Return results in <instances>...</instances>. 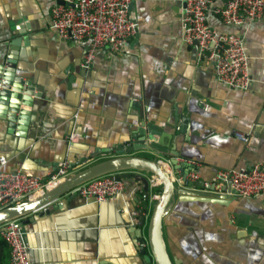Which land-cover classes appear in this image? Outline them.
<instances>
[{"label":"crops","instance_id":"crops-1","mask_svg":"<svg viewBox=\"0 0 264 264\" xmlns=\"http://www.w3.org/2000/svg\"><path fill=\"white\" fill-rule=\"evenodd\" d=\"M52 8V0H0V73L8 68V43L21 39L12 52L14 68L43 94L35 99L27 132L18 122L11 129L0 110V157L8 160L4 170L48 179L65 161L75 173L120 156L131 148L132 135L144 132L135 107L139 103L145 122L166 135L164 159L178 155L182 169L175 173L197 172L196 182L213 187L220 171L264 167V22L249 28L255 84L244 92L220 83L213 65L197 62L196 47L183 43L180 0H132L137 37L121 53L100 51L90 69L83 67L87 42L63 43L50 29ZM210 23L220 31L232 30L214 17ZM175 105L185 107L190 117L186 132L176 125ZM73 133L80 137L70 144ZM236 133L249 137V144ZM125 181L126 194L110 203L87 204L71 194L58 202L61 206H51L49 214L19 220L31 263L155 264L150 253L142 255L140 240L148 249L153 191L147 194L143 183ZM262 211L264 199H242L228 210L234 222L230 230L264 233ZM164 234L173 254L180 253L179 237L189 244L176 226H165ZM7 253L11 264L10 247L0 246V259Z\"/></svg>","mask_w":264,"mask_h":264},{"label":"built area","instance_id":"built-area-1","mask_svg":"<svg viewBox=\"0 0 264 264\" xmlns=\"http://www.w3.org/2000/svg\"><path fill=\"white\" fill-rule=\"evenodd\" d=\"M50 29L63 43L87 42L83 67L90 69L103 49L115 55L126 51L137 37L139 24L131 15L132 0H52ZM62 1L63 4H58ZM182 41L197 49V62L210 63L217 80L239 91H249L255 84L251 75L247 36L255 23L264 22V0H180ZM219 20L231 31L213 27L210 18ZM243 30V31H240ZM200 64V63H199ZM202 64V63H201ZM80 134L73 133L69 143L78 141ZM235 137L245 144L250 139L243 133ZM158 162L170 172L172 181L184 187L183 178L169 170V162L157 155ZM8 160L0 157V211L31 201L53 190L73 174L71 164L65 161L48 179L30 176L22 170H4ZM197 172L188 174V182H196ZM153 201L160 199L161 179H149ZM215 195H229L241 199H264V167H234L220 171ZM226 187L225 191L222 188ZM127 182L108 175L82 185L71 192L87 204L110 203L127 192ZM148 195H145L146 199ZM0 235L11 249V264H32L29 247L19 221L0 226Z\"/></svg>","mask_w":264,"mask_h":264},{"label":"water","instance_id":"water-1","mask_svg":"<svg viewBox=\"0 0 264 264\" xmlns=\"http://www.w3.org/2000/svg\"><path fill=\"white\" fill-rule=\"evenodd\" d=\"M57 3L63 4L62 1ZM20 43L21 39H12L8 43V68L2 71L5 72L4 75L0 73V110L6 112L2 118L9 121L11 129H14L18 122L22 126L21 130L28 131L35 99H42L43 94L40 90L36 91L31 81H25L24 76L18 75L14 68L15 59L12 52ZM196 45L197 42L194 43V46ZM72 84L71 78L70 85ZM17 98L19 102L12 100ZM135 107L139 109L141 128L144 132L137 131L132 135L130 149L122 151L125 153L120 156L73 173L43 196L0 211V226L29 218L38 212L49 214L52 212L51 206H61L58 202L71 195L76 188L108 175H115L118 181L141 182L145 193L149 194V179L151 175H155L161 179L163 187L149 220L148 249L140 237L142 255L148 257L150 253L155 264L264 263V233L254 231L248 236L245 230H239L237 233L230 230L234 222L230 220L228 210L236 209L242 199L212 194L216 186H206L203 182H188L189 171L179 174L185 183L184 187L174 183L170 172L164 169L156 157V154L162 158L166 157L167 149L163 141L166 135L160 133L155 124L145 122L142 103L135 104ZM185 110L186 108L180 105L173 107L174 120L182 132H186L190 123V117L185 114ZM129 144L126 143V146ZM141 149L152 154H137ZM173 156L175 158L170 160L169 170L180 171L182 167L178 164V155L175 153ZM225 189L226 187L222 188V191ZM261 215L264 217V211ZM167 225L178 227L179 233L189 242L184 243L179 237L176 244L179 254H173L169 249L164 234V227Z\"/></svg>","mask_w":264,"mask_h":264},{"label":"trees","instance_id":"trees-1","mask_svg":"<svg viewBox=\"0 0 264 264\" xmlns=\"http://www.w3.org/2000/svg\"><path fill=\"white\" fill-rule=\"evenodd\" d=\"M0 246L1 247L5 246V248L9 247L8 244L6 243V241L3 239V237L1 235H0ZM7 258L9 259V254L8 253L6 254L5 257H3V259H0V263H2V264H8L7 263Z\"/></svg>","mask_w":264,"mask_h":264},{"label":"rangeland","instance_id":"rangeland-1","mask_svg":"<svg viewBox=\"0 0 264 264\" xmlns=\"http://www.w3.org/2000/svg\"><path fill=\"white\" fill-rule=\"evenodd\" d=\"M169 249H170V251L172 250V247H171V245H169Z\"/></svg>","mask_w":264,"mask_h":264},{"label":"bare ground","instance_id":"bare-ground-1","mask_svg":"<svg viewBox=\"0 0 264 264\" xmlns=\"http://www.w3.org/2000/svg\"><path fill=\"white\" fill-rule=\"evenodd\" d=\"M167 171V170H166ZM168 172V171H167Z\"/></svg>","mask_w":264,"mask_h":264}]
</instances>
